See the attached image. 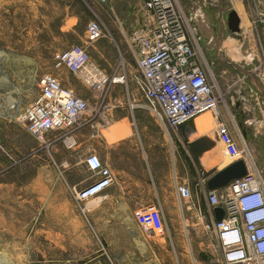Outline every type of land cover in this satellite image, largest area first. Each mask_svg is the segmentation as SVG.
Returning a JSON list of instances; mask_svg holds the SVG:
<instances>
[{
	"label": "rangeland",
	"instance_id": "374dc122",
	"mask_svg": "<svg viewBox=\"0 0 264 264\" xmlns=\"http://www.w3.org/2000/svg\"><path fill=\"white\" fill-rule=\"evenodd\" d=\"M173 2L179 13L190 19L188 31L197 39L196 50L207 64L209 81H214L227 103L236 95L245 100L249 111L244 116L234 115L233 119L224 107L222 119L230 126L240 150L247 149L246 163L259 171L264 180L261 126L264 102L256 105L257 96L250 90L248 77L241 72L254 71L264 79V0ZM233 10L241 19L237 35L229 28V14ZM75 17L77 21L73 20ZM98 18L105 37L96 43V48L88 44L93 59L105 65L110 63L113 68L123 65L124 59L131 68L135 67L129 38L147 21L144 0H110L105 4L99 0H0V145L7 158L2 169L7 184L0 187V194L9 198L10 211L19 215L10 219V232L2 236L4 241L8 238V243H4L5 261L7 264H206L211 255L202 231L189 228L186 232L184 225H177V220L172 226L171 204H161L169 233L147 236L132 216L140 203L111 204L97 198L90 204L79 205L64 182L40 176L39 165L43 166V175H49L58 144L41 146L27 133L19 117L39 94L43 76L59 73L55 54L84 44L88 23ZM98 51L104 52V58ZM61 82L85 99H92V93L80 78L66 70ZM196 119L200 120L198 137H207L212 142L211 148L200 156V161L192 148L187 147V140H183L187 152L183 146L181 149L189 161L185 180L193 188L194 197L197 195L205 206L209 191L206 183L228 160L215 140L212 115L201 113ZM245 120L256 121L247 127L240 124ZM40 151L41 159L35 156ZM65 161L58 164L65 166ZM77 163L75 160L73 165ZM64 166L60 170L62 177L68 173ZM73 175L82 177L80 171H73ZM203 177L205 186L201 182ZM51 187L53 193L67 198L66 202H39V197L49 194ZM1 247L0 244V257Z\"/></svg>",
	"mask_w": 264,
	"mask_h": 264
},
{
	"label": "built area",
	"instance_id": "2783aa9c",
	"mask_svg": "<svg viewBox=\"0 0 264 264\" xmlns=\"http://www.w3.org/2000/svg\"><path fill=\"white\" fill-rule=\"evenodd\" d=\"M99 1L105 4L110 0ZM144 9L147 21L129 38L135 67L122 57L123 65L108 71L93 59L88 44L105 37L102 21L94 19L87 25L84 44L55 54L59 73L43 76L39 94L19 117L21 124L43 147L58 143L72 147L80 131L95 127L98 119L108 123L111 111L127 105L131 111L147 110L161 127L175 130L209 112L216 125L215 140L228 160L223 167L244 159L247 149L240 150L230 126L222 119L224 107L234 119L233 108L238 103V108L244 106L243 100L236 95L227 103L214 81H209L207 64L196 50L197 39L188 31L190 19L179 13L173 0H144ZM63 70L80 78L92 99L63 86ZM119 89L120 95L116 94ZM84 162L89 171L86 183L72 187L79 205L92 203L116 182L114 172L98 154L89 153ZM253 169L248 165V176L208 191L210 220L204 221L203 211L197 208L211 255L206 264H264V180ZM205 180L203 177L201 182ZM177 189L181 203L193 208L194 192L189 183L179 180ZM218 207L224 210L220 221L215 211ZM134 217L147 236L168 231L162 209L155 203L139 206Z\"/></svg>",
	"mask_w": 264,
	"mask_h": 264
},
{
	"label": "crops",
	"instance_id": "0c3cea01",
	"mask_svg": "<svg viewBox=\"0 0 264 264\" xmlns=\"http://www.w3.org/2000/svg\"><path fill=\"white\" fill-rule=\"evenodd\" d=\"M73 20L77 21V18L75 17ZM96 43L93 44L94 47ZM98 53L100 57L104 58V52L98 51ZM100 64L108 71L113 69L110 63L108 65ZM241 72L248 77L250 90L257 96L255 101H258L256 105L259 106L261 102H264V79L260 78L254 71ZM120 90L117 93H121ZM252 99L254 98L252 97ZM243 103L244 106L238 108L237 104L233 108L235 115L238 117L244 116L249 111L245 100H243ZM108 117V123L98 119L95 127H86L80 131L76 136L74 146L69 147L67 144L58 143V149L52 155V158L54 156L57 159L55 158L54 165L49 169V175H43V166L39 165L40 176L64 182L72 193L70 194L74 200L72 187L85 185L89 171L84 159L89 153L94 152L112 169L116 176V182L100 196L101 202L111 204L140 203L139 206L155 203L159 204L164 216L161 204H171L172 209L169 217L172 226L175 225L177 220V225L179 227L184 225L186 232H189V228L192 231L198 229L202 231L203 242H207L204 234V222L199 218L197 208L203 209L206 219L204 221L210 220L211 210L208 199H205V206H202L200 198L196 195L193 200L194 207L189 209L186 203H181L177 189L179 180H185L184 171H187L186 163H189L187 155L184 156V151L187 152V144L183 142L184 139L187 140V147L191 148L190 141L184 132L185 126L180 130H165L150 112L143 108H135L131 111L129 105L125 108L114 109ZM240 120L242 119L240 118ZM240 124L249 126L246 120ZM198 125H200V120L195 119L192 126H190L195 127ZM195 132L199 136V132L197 130ZM27 133L29 132L27 131ZM182 146L184 151L181 149ZM2 148L0 145V187L7 184L3 180L4 174H2V169H4L7 161ZM62 152L63 157L61 156ZM35 156L41 159V151ZM64 160H66L65 166L58 164V162ZM75 160H78V163L73 165ZM189 160L194 163L191 156H189ZM63 166L66 167L65 170L68 172L66 177H62L60 173ZM202 170L205 171V169ZM73 171H80L82 177L77 178L73 175ZM66 199L53 193L51 187L49 194L39 197V202L61 203L66 202ZM9 203V198L0 194V244L2 245L0 264H7L4 256L6 250L4 243H8V238L4 241L2 236H7L10 232V219L19 218V215H15L10 211ZM119 215L121 216V213ZM132 216L134 217V212ZM134 221L138 225L135 217Z\"/></svg>",
	"mask_w": 264,
	"mask_h": 264
},
{
	"label": "water",
	"instance_id": "95a60500",
	"mask_svg": "<svg viewBox=\"0 0 264 264\" xmlns=\"http://www.w3.org/2000/svg\"><path fill=\"white\" fill-rule=\"evenodd\" d=\"M241 19L236 11H231L229 14V28L234 35L240 32ZM221 45V39L218 41V47ZM240 103H238L239 105ZM192 122L190 121L184 127L185 135L190 141V146L194 151L195 157L199 160L200 156L211 148L212 142L207 137H198L195 130L191 128ZM191 124V126H190ZM214 174L208 179L207 187L209 190H216L227 186L234 180L248 176V165L244 159H239L233 163L225 166L224 168L213 172ZM210 176L207 175V177ZM218 220L220 221L224 216L222 208L215 209Z\"/></svg>",
	"mask_w": 264,
	"mask_h": 264
},
{
	"label": "bare ground",
	"instance_id": "6f19581e",
	"mask_svg": "<svg viewBox=\"0 0 264 264\" xmlns=\"http://www.w3.org/2000/svg\"><path fill=\"white\" fill-rule=\"evenodd\" d=\"M205 114V113H204ZM194 129H196V130H200V126L198 125V126H195L194 127ZM208 166V165H207ZM220 170V169H219Z\"/></svg>",
	"mask_w": 264,
	"mask_h": 264
},
{
	"label": "trees",
	"instance_id": "16d2710c",
	"mask_svg": "<svg viewBox=\"0 0 264 264\" xmlns=\"http://www.w3.org/2000/svg\"><path fill=\"white\" fill-rule=\"evenodd\" d=\"M242 123V122H241Z\"/></svg>",
	"mask_w": 264,
	"mask_h": 264
}]
</instances>
